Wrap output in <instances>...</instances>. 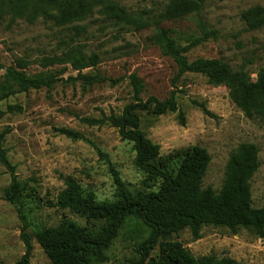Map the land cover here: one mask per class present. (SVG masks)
<instances>
[{
  "label": "rangeland",
  "instance_id": "rangeland-1",
  "mask_svg": "<svg viewBox=\"0 0 264 264\" xmlns=\"http://www.w3.org/2000/svg\"><path fill=\"white\" fill-rule=\"evenodd\" d=\"M117 1L134 12L145 11L144 16H148L161 12L167 0ZM255 5L264 7V0H203L199 16L164 20L159 25L185 36L199 34L198 18L206 21L208 28L218 31L217 37L190 48L187 57L221 58L234 68L244 67L255 79L257 70L264 66V25L249 29L241 18L243 10ZM82 23L86 30L79 34H74L72 27H60L41 17L33 22L17 19L9 27L6 21L0 25V77L6 67L16 66L19 59L26 61L25 70L29 74L43 70L42 58L59 55L66 46L75 43L86 54L98 55L99 61L81 73L103 79L84 85L81 79L68 78L76 76L77 71L67 65L53 87L0 99L2 147L15 165L17 178L33 187L40 198L32 212H27L29 226L25 232L32 244L29 263L51 264L32 236L35 225H55L63 218L86 223L83 217L67 209L48 206L47 202L55 201L64 188L68 175L100 200L114 197L113 171L129 189L144 187V174L134 164L132 143L121 139L117 129L106 123L93 125L85 121L119 113L126 103L133 101L129 78L132 73L144 85L143 100L149 96L164 100L173 92L177 110L160 115L140 111V126L159 145L162 156L191 145L206 148L210 161L203 187L210 186L215 191L221 188L226 163L238 144L251 142L257 146L259 167L250 185L252 205L261 206L264 122L246 117L230 99L225 85H213L200 73L179 74L174 59L153 42V25L135 29L97 12ZM62 66L45 69L55 71ZM10 179L0 163V263L4 264L19 260L25 250L20 237L23 222L16 207L4 197V187ZM148 233L149 229L140 222L127 221L105 251L107 259L99 264H128L137 260L140 243ZM169 238L181 242L195 256L214 254L232 257L243 264H264V241L250 229L233 233L224 226L206 225L196 239L188 228Z\"/></svg>",
  "mask_w": 264,
  "mask_h": 264
},
{
  "label": "trees",
  "instance_id": "trees-1",
  "mask_svg": "<svg viewBox=\"0 0 264 264\" xmlns=\"http://www.w3.org/2000/svg\"><path fill=\"white\" fill-rule=\"evenodd\" d=\"M202 8L203 0H167L161 12L144 16L145 11L134 12L117 0H0V25L6 21V27H9L17 19L33 22L41 17L60 27H72L74 34H79L86 30L82 22L95 12L135 29L153 25V42L174 59L179 74L200 73L213 85H225L230 99L246 117L264 122V66L252 79L244 67L234 68L221 58L198 57L190 60L186 55L190 48L209 38H216L218 34L200 18L196 20L199 34L182 36L172 28L159 25L164 20L192 14L199 16ZM241 18L247 28H260L264 25V7L255 5L245 9ZM69 38L74 41L73 35ZM182 40L186 44H182ZM98 61L96 53L86 54L75 43L66 46L59 55L40 60L44 69L63 65L55 71L43 69L29 74L25 70L26 61L19 59L16 66L6 67L0 77V99L31 89L53 87L60 79L58 74L67 65L77 71L76 76H69V79H81L84 85H91L103 79L81 71ZM129 78L133 101L126 103L119 113L85 121L93 125L106 123L117 129L121 139L132 143L134 164L144 174V187L129 189L113 171L116 185L114 197L100 200L92 190L84 188L75 177L68 175L64 188L56 195L55 201L47 202L48 206L67 209L83 217L86 223L63 218L55 225L37 224L32 236L51 264H99L107 259L105 251L122 226L132 220L148 228L149 233L140 243V257L128 264H243L228 256H195L181 242L169 237L188 228L196 239L203 226L213 225L224 226L233 233L242 228L250 229L264 241V198L261 206L254 207L250 185L259 167L257 146L251 142L238 144L226 163L221 188L215 191L210 186L203 187V177L210 161L206 148L191 145L162 156L159 145L151 141L140 126V111L160 115L177 110L173 92L164 100L154 96L143 100L141 79L135 73ZM200 106L211 114L203 105ZM62 132L73 135L69 130ZM2 137L3 134H0V163L11 178L4 187V197L16 207L23 222L20 237L25 246L21 258L9 264H30L32 244L30 235L25 232L29 226L27 212H32L40 198L33 187L17 178L15 165L9 161L2 147Z\"/></svg>",
  "mask_w": 264,
  "mask_h": 264
}]
</instances>
